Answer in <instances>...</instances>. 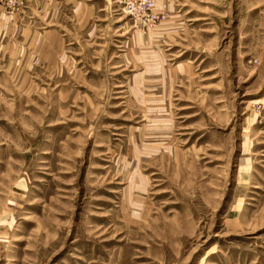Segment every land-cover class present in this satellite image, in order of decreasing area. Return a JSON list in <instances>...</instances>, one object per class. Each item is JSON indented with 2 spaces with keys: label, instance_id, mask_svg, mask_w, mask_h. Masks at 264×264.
<instances>
[{
  "label": "rangeland",
  "instance_id": "1",
  "mask_svg": "<svg viewBox=\"0 0 264 264\" xmlns=\"http://www.w3.org/2000/svg\"><path fill=\"white\" fill-rule=\"evenodd\" d=\"M0 264H264V0H0Z\"/></svg>",
  "mask_w": 264,
  "mask_h": 264
}]
</instances>
